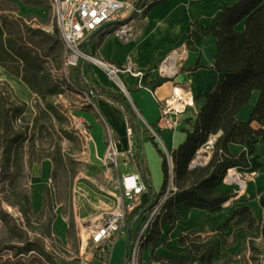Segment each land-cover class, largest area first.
Wrapping results in <instances>:
<instances>
[{"label":"trees","instance_id":"obj_1","mask_svg":"<svg viewBox=\"0 0 264 264\" xmlns=\"http://www.w3.org/2000/svg\"><path fill=\"white\" fill-rule=\"evenodd\" d=\"M148 7L149 5L145 12ZM241 22H244V28L239 30L236 26ZM116 23L103 29L91 40L87 38L82 40L79 44L81 51L89 53L95 41L100 43L107 34L114 32ZM206 33H212L217 39L218 53L214 68L220 73V77L215 87L204 94L205 102L196 115L192 129L187 130L186 140L171 154L172 181L169 159L160 149L164 159L165 181L160 192H153L152 176L143 152L139 117L127 96L115 95L86 82L81 74L83 58H79L73 78L68 76L70 84L63 79L54 78L45 64L54 51L61 57L66 47L58 24L52 27V31H48L32 20L22 17L11 18L0 8V65L20 78L37 95L34 104L37 113L33 120L29 121L26 113L27 102L15 93L7 81H0V176L10 177L11 168L17 169L18 174H21L25 166L26 143L30 142V152L35 154L39 149L38 141L45 138V134L51 137L57 135L54 144L56 150L43 154L39 160L49 158L56 167L64 163L65 153L60 142L64 138L74 140V136L62 125L67 116L53 98L64 94L66 88L82 89L92 95L107 96L117 102L123 108L128 124L133 129L135 149L132 162L143 177L150 202L148 204L141 202L127 215L126 261L130 257L136 236L135 225L138 222L139 227L140 222L169 188L168 197L146 233L142 250L149 246L155 249L161 239L162 224L167 221L174 222L181 210L197 208L210 213L223 210L234 194L220 191L219 185L230 168L248 166L245 161L246 151L233 153L230 144L244 145L253 137L256 138L253 147L258 143H264V0H239L226 6L220 12L215 25L207 28ZM199 67L205 65L198 61L193 68ZM167 80H169L167 77H163L156 81L155 85H161ZM255 91H258L259 95L249 120L239 119V111L250 102ZM41 121L43 123L40 124ZM55 121L60 122V127L56 126ZM253 122H257L259 127L255 128ZM153 125L156 126L157 123ZM217 134L220 135L211 149L209 159L207 161L198 159L199 151L209 141L210 136ZM196 159L197 162L194 164ZM14 204L20 206L31 231L39 234L42 239L47 236L54 237L52 225L56 213L49 184L45 186L43 206L39 213L33 212L31 197L26 193L20 195ZM233 216H240L247 228L264 235V217L258 222L250 207L238 208L233 212ZM8 223L17 239L13 238L7 244L0 240V251L11 250L15 257L36 252L50 264H65L56 259L40 237L31 239L26 230L20 236L19 231L22 227L16 223ZM72 228L73 224H70V230ZM217 235L220 233L214 236ZM216 241V238L185 231L179 238L180 245L187 248L185 251L172 257L168 254L157 256L153 250L152 259L161 264H217ZM2 264L24 263L6 260ZM140 264L152 262H142L140 259Z\"/></svg>","mask_w":264,"mask_h":264},{"label":"crops","instance_id":"obj_2","mask_svg":"<svg viewBox=\"0 0 264 264\" xmlns=\"http://www.w3.org/2000/svg\"><path fill=\"white\" fill-rule=\"evenodd\" d=\"M237 1L239 0H137L138 4L149 5V7L143 15L135 13L130 15L134 36L129 40H123L115 33H110L100 43L95 41L90 47L91 52L94 51L97 55L119 66L131 60L136 70L144 72L143 79L132 72H122L119 77L129 92L128 95L125 94L128 101L136 107L142 117L139 122L142 129L143 152L147 158L150 173L153 169L152 165L156 170L158 169L161 160L160 149L168 151L171 155L173 150L186 140L187 130L192 129L196 115L205 102L204 94L215 87L220 77V73L214 68L218 53L217 39L212 33H206V29L215 25L222 9ZM35 2L37 5L40 0H35ZM236 28L242 30L244 22L238 24ZM172 51L179 54L174 74L169 75L167 77L169 80L157 86L155 82L163 76L155 69V65ZM198 61L205 67L194 69L193 67ZM72 74L74 76V71ZM81 74L85 81L93 86L118 96L123 95L118 84L111 80L98 64L84 60L81 64ZM176 83L191 88L196 98V107L182 115V120L176 129L158 126L160 139L155 138L146 131L145 121L150 124L157 123L161 103L171 95ZM74 91L78 94L75 95L77 99L80 94H85V98H82L83 102L77 105L79 107L72 106L68 101V91L60 94L57 102L65 109H69L71 115L83 118L87 122L91 132L89 148L93 157L99 160L105 154L108 128L112 129L116 135L118 149L120 151L128 149V121L123 108L107 96L92 95L87 91L83 92L82 89ZM32 95H34L33 91ZM258 95V91L253 93L250 102L239 111V119L249 120ZM21 99L27 104L29 103L28 100L22 97ZM253 126L258 128L259 124L253 122ZM219 135L210 136L209 141L200 150V159L205 161L209 159L211 149ZM213 136H215L214 140ZM255 139L253 137L244 145L231 143L229 146L233 153L246 151L245 161L248 166L237 168L254 172V175L247 181L244 193L235 194L237 187L223 180L218 189L234 194L225 204L223 210L216 213L197 208L179 211L178 219L172 223L167 221L162 224L161 239L155 249L149 246L141 251L142 262L154 261L152 259L153 250L157 256L165 254L172 257L178 256L179 252L187 249L179 243L181 234L185 231H193L203 237L217 239L215 242L217 264H220V260L227 258H231V261H238L242 256L250 264L252 263L250 242L244 235L253 230L246 227L240 216H233V212L238 208L248 206L254 212L258 222H261L264 217V143H258L253 147ZM122 161H125L124 157H122ZM48 162L50 165V161ZM196 162L197 159L193 163ZM132 167L128 173L138 170L134 163ZM47 184L37 186L39 190L32 198L36 213H39L43 206V192ZM141 202L144 204L150 202L148 192L144 197L142 195ZM54 210L56 217L52 225L53 236L55 237V232H57L58 238L66 242L70 235L68 225L65 223L63 215L58 213L56 208ZM137 227L138 223L134 230ZM218 232L220 235L214 236ZM258 232L255 240L262 239L263 235ZM250 238L248 237V239ZM121 239H124L125 250L124 245L119 244ZM121 239L114 246L112 253V258L116 256V264H125L128 231L126 236ZM96 248V251L81 250L79 252L81 261L78 264H105L97 245Z\"/></svg>","mask_w":264,"mask_h":264},{"label":"rangeland","instance_id":"obj_3","mask_svg":"<svg viewBox=\"0 0 264 264\" xmlns=\"http://www.w3.org/2000/svg\"><path fill=\"white\" fill-rule=\"evenodd\" d=\"M0 8L11 18L24 17L51 31L52 27L57 23L51 3L46 0H40L37 5L35 0H0ZM88 55L98 56L94 51H90ZM66 57L67 47L64 48V53L61 57H58L57 52L54 51L45 65L54 78L58 80L63 79L69 83L68 76L73 78L72 71H74L76 65L67 66ZM84 60L90 61L86 58ZM0 81H7L12 86L11 82L6 78H0ZM13 89L21 98L16 89L14 87ZM66 91H68V101L71 102L72 106H77L83 102L85 94H80L77 99L75 96L77 93L74 91V88H66ZM121 92L125 95L124 91L121 90ZM36 97L37 95L34 93L28 103L26 113L29 121H32L37 113L34 106ZM53 99L57 102L58 97H54ZM57 104L67 116V120L62 121V125L69 129L74 136V140L67 138L61 140L60 143L63 153H65V161L57 167L49 158L39 160L43 154L55 152L54 144L57 141V135L51 137L45 134V138L38 141L39 149L35 154L30 152V142H27L25 146V166L22 173L18 174L17 169L11 168L9 171L10 177L0 176V240H4V243L7 244L10 240L16 238V234L14 235L11 232L8 222L10 224L16 223L19 227H22V230L19 231L20 236L26 230L28 231V237L31 239L40 237L39 234L36 235V233L31 231L20 206L15 205L14 202L24 193L28 194L32 200L34 194H36V187L44 186L48 183L51 187L54 208L57 209L58 213L63 215L65 223L68 225V230H70V224H73V228L70 230V235L68 234L69 237L66 242L58 238L57 232H55V237L47 236L43 237V239L40 238L44 240L47 249L56 256L57 260L65 264H78L81 261L79 259V252L81 250H97L94 243L89 242L86 244L82 242L80 236L81 225L97 223L107 213L114 211L119 206L121 197L119 188L114 182V177L118 174H127L133 168V163L132 161H127V164L123 163L120 169L115 172L105 169L100 160H96L91 154L89 141H86L75 131L69 109H65L59 102ZM55 124L57 127H60L59 121H55ZM40 149H43V151ZM162 151L166 153V150L162 149ZM160 157L158 169L156 170L154 165H152L153 192H160L165 181L164 159L161 154ZM48 161H50V165ZM32 210L36 213L33 203ZM257 232V230H253L244 236L250 242L251 264H264V235L261 240H255ZM248 237L251 238L248 239ZM119 244L124 245L125 250L124 239H121ZM115 253L117 254V252ZM6 260H16L24 264H50L36 252L21 254L15 257L11 250L0 251V264ZM110 264H116V256L112 258ZM220 264H250V262L242 256L238 261H231V258L222 259L220 260Z\"/></svg>","mask_w":264,"mask_h":264},{"label":"built area","instance_id":"obj_4","mask_svg":"<svg viewBox=\"0 0 264 264\" xmlns=\"http://www.w3.org/2000/svg\"><path fill=\"white\" fill-rule=\"evenodd\" d=\"M51 3L56 22L61 30L62 37L67 47L66 65H76L79 58H86L93 62L96 60L107 76L115 81H120L122 72H132L141 79L144 72L136 70L131 60L124 65H116L107 59L98 56L88 55L79 48L82 40L86 39L93 31L104 23L115 20V33L123 40H129L134 36L132 19L130 15H143L147 5H140L137 0H47ZM51 31L50 29H47ZM178 53L172 51L161 59L156 65L157 69L163 77L173 75L177 64ZM123 84V83H122ZM124 88L125 85L123 84ZM83 92H86L82 90ZM125 92V93H126ZM196 107V98L191 88L184 84L176 83L173 86L172 93L167 97L160 106V116L157 125L154 126L145 121L146 131L153 137L160 139L158 126L166 129H176L182 120V115L189 109ZM135 108L138 116L141 117L139 111ZM72 124L78 135L82 136L86 141L91 139V132L87 122L80 117L71 115ZM142 118V117H141ZM127 133L129 137V147L125 151L118 149V141L114 131L107 129L106 136V152L99 160L105 169L110 172L118 171L123 164L132 159L134 155L133 129L128 124ZM170 162L171 181L173 179L172 157L168 151L165 153ZM200 156V151H199ZM198 156V158H199ZM254 175V172L247 169L230 168L225 177V181L232 186H236L235 194L241 195L247 187V181ZM114 182L119 188L121 202L119 206L109 213L97 223L90 225H81L80 236L82 242H89L97 245L105 264L111 263L112 253L116 243L126 236L127 215L133 212L141 203L142 195L147 192V186L139 170L125 175L118 174L114 177ZM170 189V188H169ZM169 189L165 192L159 202L147 214L146 218L140 222L136 229V236L133 241V247L130 257L125 264H140V254L142 245L146 237V233L154 220L155 215L160 210L161 205L168 197ZM138 223V222H137ZM152 264H161L158 261H152Z\"/></svg>","mask_w":264,"mask_h":264},{"label":"bare ground","instance_id":"obj_5","mask_svg":"<svg viewBox=\"0 0 264 264\" xmlns=\"http://www.w3.org/2000/svg\"><path fill=\"white\" fill-rule=\"evenodd\" d=\"M93 62L95 64H98L96 60H93ZM0 78H6V79H8L11 82L12 86L16 89V91L18 92V94L22 98H24V99H26L28 101L31 100L32 91L26 85V83H24L20 78H18L17 76L13 75L12 73H10L9 71H7L6 69H4L1 66H0ZM117 84H118L119 88L122 91L126 92V89L124 88L123 84L120 81H118ZM212 139L214 140L215 139V136H213ZM38 190H39L38 187H36L35 192L38 191Z\"/></svg>","mask_w":264,"mask_h":264},{"label":"water","instance_id":"obj_6","mask_svg":"<svg viewBox=\"0 0 264 264\" xmlns=\"http://www.w3.org/2000/svg\"><path fill=\"white\" fill-rule=\"evenodd\" d=\"M116 23L115 20H111V21H108L106 23H104L103 25H101L99 28H97L95 31H93L90 35H88L87 39L88 40H91L92 38H94L99 32H101L103 29L107 28V27H110L112 25H114ZM128 90L127 92L125 93L126 95H128Z\"/></svg>","mask_w":264,"mask_h":264}]
</instances>
